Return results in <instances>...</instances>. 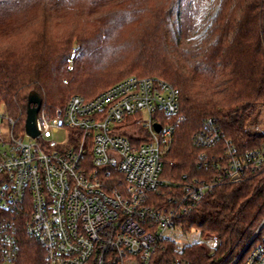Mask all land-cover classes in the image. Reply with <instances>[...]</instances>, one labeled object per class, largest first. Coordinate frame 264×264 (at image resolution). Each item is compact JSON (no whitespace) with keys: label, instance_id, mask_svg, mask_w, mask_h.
<instances>
[{"label":"trees","instance_id":"1","mask_svg":"<svg viewBox=\"0 0 264 264\" xmlns=\"http://www.w3.org/2000/svg\"><path fill=\"white\" fill-rule=\"evenodd\" d=\"M200 1L0 0V96L18 132L33 91L42 110L55 112L127 77H158L180 91V113L167 118L176 129L162 178L212 183L228 144L239 154L264 149V0H208L209 26L188 40L185 13ZM211 129L222 135L218 145L196 146L194 137ZM263 221L264 169L215 186L178 221L216 238V249L166 242L152 264H242L247 253L235 261ZM20 244L19 264H44L24 231Z\"/></svg>","mask_w":264,"mask_h":264},{"label":"built area","instance_id":"2","mask_svg":"<svg viewBox=\"0 0 264 264\" xmlns=\"http://www.w3.org/2000/svg\"><path fill=\"white\" fill-rule=\"evenodd\" d=\"M179 113L178 88L130 76L93 98L73 96L64 109H41L33 139L18 132L0 96V132L9 129L8 138L0 134V264L20 263L21 231L38 243L44 264H152L166 242L184 247L178 238L189 233L178 221L215 186L264 169V149L239 154L228 144L214 182H169L164 156L176 126L167 118ZM58 133L66 143L48 140ZM221 136L211 129L194 144L215 147ZM198 233L193 243L217 248L216 238ZM246 253L242 264H264V221L235 263Z\"/></svg>","mask_w":264,"mask_h":264},{"label":"rangeland","instance_id":"3","mask_svg":"<svg viewBox=\"0 0 264 264\" xmlns=\"http://www.w3.org/2000/svg\"><path fill=\"white\" fill-rule=\"evenodd\" d=\"M156 2L158 3L160 2V4H162L165 2V0H156ZM208 5H209L208 0H201L200 2H195L193 3L192 9L185 13L187 20L185 27V31H186L185 34L188 40L199 39L206 31V28L209 26L208 24L209 22H207L206 19L208 13ZM128 33L130 34V30H128ZM79 49L80 46L79 44H77V50ZM145 119H147L146 115H145ZM258 131L264 132V112L262 114V124L259 126ZM0 134L2 137L8 138L9 129L6 125L2 126V131L0 132ZM24 140L26 142H31V139L26 135L24 136ZM48 140L63 144L66 143V134L65 133L53 134ZM198 239H200V234L197 231H193L189 234L180 235L178 241L181 244V246H185V245H190L191 243L197 241ZM212 239L215 240V238ZM206 245L210 247L208 244Z\"/></svg>","mask_w":264,"mask_h":264},{"label":"water","instance_id":"4","mask_svg":"<svg viewBox=\"0 0 264 264\" xmlns=\"http://www.w3.org/2000/svg\"><path fill=\"white\" fill-rule=\"evenodd\" d=\"M42 106V97L37 92L33 91L29 95L25 121L26 134L33 139L40 136V131L38 129V115L42 109ZM155 129L158 133H160L161 126L156 125Z\"/></svg>","mask_w":264,"mask_h":264}]
</instances>
